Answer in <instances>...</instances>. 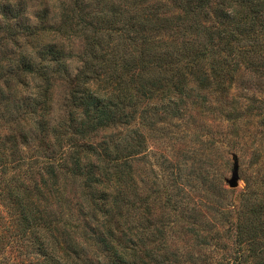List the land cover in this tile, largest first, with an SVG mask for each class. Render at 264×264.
I'll return each instance as SVG.
<instances>
[{"label": "trees", "instance_id": "16d2710c", "mask_svg": "<svg viewBox=\"0 0 264 264\" xmlns=\"http://www.w3.org/2000/svg\"><path fill=\"white\" fill-rule=\"evenodd\" d=\"M29 3L44 7L31 23L0 0V264H176L134 167L187 119L195 139L207 117L264 128V0ZM204 144L173 162L168 200L211 192L199 205L234 229L227 264H264V172L234 206Z\"/></svg>", "mask_w": 264, "mask_h": 264}, {"label": "rangeland", "instance_id": "374dc122", "mask_svg": "<svg viewBox=\"0 0 264 264\" xmlns=\"http://www.w3.org/2000/svg\"><path fill=\"white\" fill-rule=\"evenodd\" d=\"M77 66V59H71L69 67L72 72ZM53 92L54 98H57L62 91L56 88ZM187 121L186 130L180 126L178 131L170 133L176 134V139L168 143L174 144L171 148L160 141L151 142V156L145 159L146 162H137L134 167L138 169L135 173L146 182L154 181L157 189L148 197L146 218L150 223L149 228L156 227L160 231L157 235L159 252L170 260L176 258V264H227V260L234 255L233 227L223 221L222 225H212L208 212L199 205L210 199L209 191L192 194L189 191L185 195L180 193L181 203L174 205L170 202L168 194L176 191L171 177L175 169L171 166L183 152L190 162V145L196 142L197 148L202 147L206 140L213 138L215 148L213 146L211 159L213 168H216L215 176L220 177L222 186L231 191V202L236 206L246 182L251 183L264 172V128L257 125L256 118L247 116L233 123L223 118L207 117L203 120V129H196L200 137L195 139L191 134L190 129L194 128H190V119ZM184 148L188 149V153ZM164 160L165 163H162ZM233 172L237 175L236 185L230 187L228 180ZM191 207L195 209L192 218Z\"/></svg>", "mask_w": 264, "mask_h": 264}, {"label": "clouds", "instance_id": "9594fccd", "mask_svg": "<svg viewBox=\"0 0 264 264\" xmlns=\"http://www.w3.org/2000/svg\"><path fill=\"white\" fill-rule=\"evenodd\" d=\"M21 2L23 3L24 6L23 17L27 18L29 23H31L34 20H38L39 18L34 13L42 11L44 7L31 4L29 3V0H8V4L12 5L14 8L18 6ZM235 11H236L235 8H230L229 14L235 15Z\"/></svg>", "mask_w": 264, "mask_h": 264}, {"label": "water", "instance_id": "95a60500", "mask_svg": "<svg viewBox=\"0 0 264 264\" xmlns=\"http://www.w3.org/2000/svg\"><path fill=\"white\" fill-rule=\"evenodd\" d=\"M236 178H237L236 172H233L232 176L228 180V185L230 187H234L236 185Z\"/></svg>", "mask_w": 264, "mask_h": 264}]
</instances>
